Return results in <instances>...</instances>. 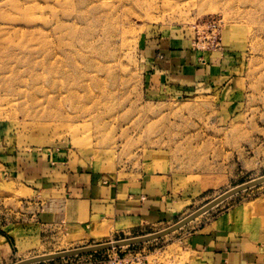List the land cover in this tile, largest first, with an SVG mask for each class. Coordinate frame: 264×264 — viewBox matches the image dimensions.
I'll return each mask as SVG.
<instances>
[{
    "label": "rangeland",
    "instance_id": "1",
    "mask_svg": "<svg viewBox=\"0 0 264 264\" xmlns=\"http://www.w3.org/2000/svg\"><path fill=\"white\" fill-rule=\"evenodd\" d=\"M209 16L243 36L247 73L226 90L176 96L143 57L146 36L178 27L193 38ZM46 152L106 176L159 170L185 199L164 221L96 240L32 229L37 238L22 236L0 264L158 232L264 176V0H0V227L9 232L31 226L29 176ZM190 180L198 189L187 194ZM262 193L264 183L155 240L34 264H188L185 239L201 221Z\"/></svg>",
    "mask_w": 264,
    "mask_h": 264
},
{
    "label": "crops",
    "instance_id": "2",
    "mask_svg": "<svg viewBox=\"0 0 264 264\" xmlns=\"http://www.w3.org/2000/svg\"><path fill=\"white\" fill-rule=\"evenodd\" d=\"M242 37L235 28L225 26L221 49L199 50L187 31L175 27L149 33L142 52L158 82L183 97L203 88L222 86L226 90L230 81L245 77L249 52ZM54 160L46 152L33 162L42 170L29 176L31 226L26 236L18 228L12 233L0 227V263L13 255L22 236L30 241L37 238L32 229L39 228L49 237L55 234L96 240L95 233L108 230L114 234L164 221L185 199L174 197L159 170L106 176L98 171L75 170ZM186 187L188 194L195 192L198 184L190 180ZM185 244L190 252L188 264H264V193L254 199V204L236 205L201 221L186 236Z\"/></svg>",
    "mask_w": 264,
    "mask_h": 264
},
{
    "label": "water",
    "instance_id": "3",
    "mask_svg": "<svg viewBox=\"0 0 264 264\" xmlns=\"http://www.w3.org/2000/svg\"><path fill=\"white\" fill-rule=\"evenodd\" d=\"M262 183H264V176L254 180V181H250V182L241 184V185L237 186L236 188H234V189L226 192L225 194L219 196L218 198L208 202L207 204H205L204 206L199 208L196 212L189 215L185 219H183V220L177 222L176 224H174V225H172V226H170L164 230H161L159 232L149 233V234L137 236V237L125 238V239L116 240V241H110V242H106V243H99V244L84 246V247L70 249V250H63V251H59V252L52 253V254H45V255L36 256V257L30 258V259H26V260H21L20 262H17L15 264H34V263H39V262H43V261H50V260H55V259H60V258L76 256V255L90 254V253H95V252H99V251L110 250V249L124 247V246H131V245L155 240V239H158L160 237L168 235V234L182 228L183 226H185L189 222L193 221L194 219H196L200 215L206 213L207 211H209L213 207L219 205L221 202L225 201L226 199H228V198H230V197H232V196H234V195H236V194H238L244 190H247L249 188L260 185Z\"/></svg>",
    "mask_w": 264,
    "mask_h": 264
},
{
    "label": "built area",
    "instance_id": "4",
    "mask_svg": "<svg viewBox=\"0 0 264 264\" xmlns=\"http://www.w3.org/2000/svg\"><path fill=\"white\" fill-rule=\"evenodd\" d=\"M222 19L209 16L201 19L192 27L197 36L194 35L193 45L199 50H219L222 48V32L225 28ZM121 261V260H120ZM124 263H128L127 260ZM148 264H154L148 262Z\"/></svg>",
    "mask_w": 264,
    "mask_h": 264
},
{
    "label": "bare ground",
    "instance_id": "5",
    "mask_svg": "<svg viewBox=\"0 0 264 264\" xmlns=\"http://www.w3.org/2000/svg\"><path fill=\"white\" fill-rule=\"evenodd\" d=\"M98 2V1H97ZM108 3V2H107ZM98 5V4H97ZM103 5H106L105 3L103 4ZM109 7H110V5H108ZM112 6H114V5H112ZM17 7H19V9H21V7H20V5H17ZM30 8V7H29ZM29 8H27L26 9V12L28 13V9ZM107 8V7H106ZM106 8H105V10H106ZM9 19H12V18H9ZM263 177V176H262ZM261 178V177H260ZM256 179H258V178H256ZM256 179H254V180H256ZM253 179L251 180V181H254ZM250 182V181H249ZM247 183V182H246ZM244 184V183H243ZM239 186V185H238ZM237 187V186H236ZM236 187H234V188H236ZM234 188H232V189H234ZM232 189H229V190H227L226 192H228V191H230V190H232ZM225 192V193H226ZM225 193H223V194H225ZM222 194V195H223ZM221 196V195H220ZM218 198V197H217ZM196 212V211H195ZM193 214V213H192ZM191 215V214H190ZM188 217V216H187ZM185 219V218H184ZM159 232V231H158ZM19 245L21 246V243L19 242ZM56 253V252H55ZM48 254H52V253H48ZM43 255H45V254H43ZM38 256H41V255H38ZM34 257H36V256H34ZM30 258H33V257H30ZM29 257L28 258H26V259H30ZM26 259H23V260H26ZM20 262V261H19ZM15 264V263H14Z\"/></svg>",
    "mask_w": 264,
    "mask_h": 264
}]
</instances>
